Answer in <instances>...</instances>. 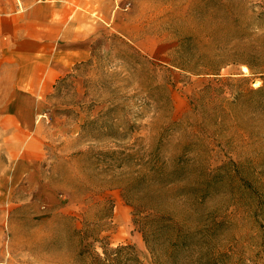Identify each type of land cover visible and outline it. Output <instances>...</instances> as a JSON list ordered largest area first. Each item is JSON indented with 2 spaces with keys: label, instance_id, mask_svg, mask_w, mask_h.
I'll return each mask as SVG.
<instances>
[{
  "label": "rangeland",
  "instance_id": "1",
  "mask_svg": "<svg viewBox=\"0 0 264 264\" xmlns=\"http://www.w3.org/2000/svg\"><path fill=\"white\" fill-rule=\"evenodd\" d=\"M116 6L45 100L7 264H264V0Z\"/></svg>",
  "mask_w": 264,
  "mask_h": 264
},
{
  "label": "crops",
  "instance_id": "2",
  "mask_svg": "<svg viewBox=\"0 0 264 264\" xmlns=\"http://www.w3.org/2000/svg\"><path fill=\"white\" fill-rule=\"evenodd\" d=\"M118 0H0V264L7 191L29 177L46 134L44 103L88 62L101 29L123 34Z\"/></svg>",
  "mask_w": 264,
  "mask_h": 264
},
{
  "label": "bare ground",
  "instance_id": "3",
  "mask_svg": "<svg viewBox=\"0 0 264 264\" xmlns=\"http://www.w3.org/2000/svg\"><path fill=\"white\" fill-rule=\"evenodd\" d=\"M244 70H246V68H244Z\"/></svg>",
  "mask_w": 264,
  "mask_h": 264
}]
</instances>
